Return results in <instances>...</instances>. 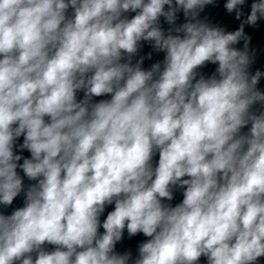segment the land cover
Here are the masks:
<instances>
[{
	"label": "clouds",
	"instance_id": "obj_1",
	"mask_svg": "<svg viewBox=\"0 0 264 264\" xmlns=\"http://www.w3.org/2000/svg\"><path fill=\"white\" fill-rule=\"evenodd\" d=\"M213 3L0 0V205L24 190L18 166L37 181L24 207L0 213V264H197L201 256L207 264H255L264 257V112H250L264 103L256 87L264 73L249 75L244 31L264 19V0H254L231 32L198 19ZM244 4L226 0L224 8L239 20ZM181 9L190 19L174 31L183 36H166L159 18L174 24ZM129 11L136 15L121 18ZM141 41L166 53L163 70L160 63L143 70L142 59L132 64ZM206 62L218 64L215 74L196 79ZM106 94L111 99L92 102ZM22 135L31 158L18 165L13 145ZM176 187L182 202L163 203ZM125 229L149 238L136 257L115 250Z\"/></svg>",
	"mask_w": 264,
	"mask_h": 264
},
{
	"label": "water",
	"instance_id": "obj_2",
	"mask_svg": "<svg viewBox=\"0 0 264 264\" xmlns=\"http://www.w3.org/2000/svg\"><path fill=\"white\" fill-rule=\"evenodd\" d=\"M175 3V0H173ZM254 2V0H245V4L240 6L242 12L244 13L243 16L238 20L236 19L235 12L228 13L227 10L224 8V4L226 3V0H214L213 4L206 5L199 13L198 19H200L203 22H206L214 27H221L226 32L235 31L240 27V24L247 18V16L251 12V4ZM168 10V6L165 5V11ZM66 17L72 18L74 16V10L69 7V9L65 13ZM136 15V12H125L122 13L121 18H127L132 19ZM176 21L174 24H169L166 19L161 16L159 18L158 26L161 28V30L164 32V34L167 36L170 32L172 35H181L183 36V33H177L174 31L175 28L182 26L184 23L189 22L190 18H186L184 15L183 10H179L176 13ZM245 34L250 37L249 41V54L253 58V62L251 63L248 72L249 75H254L256 71H260L261 73H264V19H261L257 22L256 26L251 25H245L244 26ZM238 50L244 49V41L241 40L238 44L234 45ZM166 53L164 51H156L153 47V44L148 41H141L140 46L138 48V51L135 55L131 57V62L133 65H135L138 61L142 59L141 67L143 70H150L153 64L160 63L161 64V70H163V61L165 58ZM127 57H125L121 62H127ZM218 67V64H212L210 62H206V64L202 67H199L196 69L197 76L196 79H199L201 75H203L205 78H209L212 75L215 74L216 69ZM91 75V73L89 74ZM195 83V80L193 81ZM257 90L264 93V75L261 76L258 84H257ZM76 98L78 101L82 100L84 98V91L80 90L76 94ZM111 99V94H106L100 97H93L92 102H99L101 100H108ZM250 112L255 115H259L261 112H264V103L257 102L253 104L250 108ZM47 120L48 118L45 117ZM15 127V125H14ZM251 127V124L249 123L245 127L241 128V134H247L249 132V129ZM24 137L23 135L19 138H17L14 141L13 145V153L14 155H20L21 160L17 161V164L20 165L23 163V160L25 158H31V153L27 149H21L20 145L23 144ZM159 161V152L157 151L151 160V164L153 168L158 166ZM18 175L22 178L24 190L14 198L13 203L7 207L4 205H0V213L4 215H11L14 210L17 208L24 207L25 203V192L27 188L35 183L37 181H32L27 178V176L24 174L23 170L18 166L16 169ZM185 179L187 177H184ZM183 191L184 189H181L179 187H176L173 189V199L171 201L164 200L163 203L170 204L172 207H175L177 204L181 203L183 200ZM114 203L111 205H107L105 208L104 213L101 215L100 220L101 223L104 219H106L108 212L112 211L114 209ZM104 229L101 227L99 229V232L102 234ZM149 239L148 237H145L142 233H138L137 235L133 237H129L127 234V230L125 229L123 238L120 242L117 243L115 250L123 254L125 252L130 251L133 254V257H136L138 255V246ZM46 251H53L55 249L54 245L47 244L43 246ZM197 264H207V258L204 256H201ZM255 264H264V257L258 258V260L255 262Z\"/></svg>",
	"mask_w": 264,
	"mask_h": 264
}]
</instances>
